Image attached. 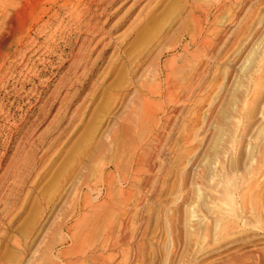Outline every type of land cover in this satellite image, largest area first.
I'll use <instances>...</instances> for the list:
<instances>
[{
  "label": "rangeland",
  "instance_id": "374dc122",
  "mask_svg": "<svg viewBox=\"0 0 264 264\" xmlns=\"http://www.w3.org/2000/svg\"><path fill=\"white\" fill-rule=\"evenodd\" d=\"M29 2L0 0V264H264V0Z\"/></svg>",
  "mask_w": 264,
  "mask_h": 264
},
{
  "label": "bare ground",
  "instance_id": "6f19581e",
  "mask_svg": "<svg viewBox=\"0 0 264 264\" xmlns=\"http://www.w3.org/2000/svg\"><path fill=\"white\" fill-rule=\"evenodd\" d=\"M7 1V0H6ZM45 1L46 2V0H30V2H31V6H32V8H31V13L32 12H35L39 7H40V5H41V3H43V2ZM50 1V0H49ZM52 1V0H51ZM14 2V0H12V3ZM16 2V1H15ZM29 2V3H30ZM48 2V1H47ZM29 3H27V4H29ZM25 4V3H24ZM44 4V3H43ZM2 8V7H1ZM23 9V8H22ZM25 13V14H24ZM28 13V12H27ZM27 13L26 12H23V14L24 15H27ZM39 13V12H38ZM34 15H35V13H33ZM33 14H31V15H33ZM33 15V16H34ZM1 16V15H0ZM25 17V16H24Z\"/></svg>",
  "mask_w": 264,
  "mask_h": 264
}]
</instances>
